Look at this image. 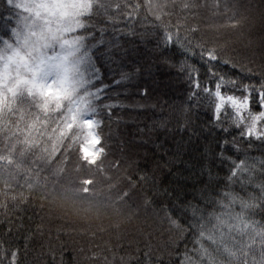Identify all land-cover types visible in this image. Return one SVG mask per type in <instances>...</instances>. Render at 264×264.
<instances>
[{
	"label": "snow or ice",
	"instance_id": "6c2138e0",
	"mask_svg": "<svg viewBox=\"0 0 264 264\" xmlns=\"http://www.w3.org/2000/svg\"><path fill=\"white\" fill-rule=\"evenodd\" d=\"M0 7V212L9 225L34 201L43 210L46 198L37 193L51 179L68 181L65 196L84 201L95 196L100 180L112 181L110 172L120 165L105 167L103 127L121 104L108 96L110 86L101 69L105 60L123 63L133 52L140 53L138 44L147 47L154 40L148 51L157 65L175 66L177 51L183 57L179 69L192 83L194 100L203 96L214 126L231 137V142L219 143L217 152L231 167L221 186L207 166L195 203L169 205L152 193L130 203L136 185L125 177L116 202L128 208L127 214L82 234L93 241L105 234L120 237L123 229L144 230L150 221L148 227L162 237L155 251L170 256L184 244L176 264H264V158L225 156L229 147L241 151L237 134L249 147L264 144V66L256 80L259 87L243 84L254 78L256 69L249 66L254 61L237 52L232 41L243 33L247 17L221 0L211 6L212 19L202 17L208 5L201 0H0ZM218 14L220 23L215 22ZM109 31L111 39L106 38ZM133 64L132 71L119 73L117 85L143 71L140 63ZM222 67H239L241 78ZM141 94L147 96L148 89ZM70 157H75V180L68 170ZM141 217L145 224L137 223ZM7 231L11 234V227ZM148 235L151 239L152 232ZM27 239L31 242L32 235ZM0 244V264H26L29 255L31 264H43L45 255L55 264L51 242L46 252L41 244L32 253L27 243L23 248ZM146 247L143 264H167L163 256L153 258L151 244ZM96 249L88 257L90 264H127L107 243Z\"/></svg>",
	"mask_w": 264,
	"mask_h": 264
},
{
	"label": "trees",
	"instance_id": "16d2710c",
	"mask_svg": "<svg viewBox=\"0 0 264 264\" xmlns=\"http://www.w3.org/2000/svg\"><path fill=\"white\" fill-rule=\"evenodd\" d=\"M201 2L208 5L201 10L202 17L212 19L214 0ZM221 3L238 9L247 17L243 33L233 36L232 41L237 52L254 61L253 65H249L256 69L254 78L251 81L244 79L243 84L251 83L259 87L256 80L264 66V0H221ZM222 19V15L218 14L215 22L220 23ZM112 35L109 31L106 38L111 39ZM122 42H125V38H122ZM154 43V40L149 42L147 47L138 44L140 53L133 52L132 58L125 57L123 63L117 61L113 64L105 60L101 69L103 82L110 86L108 96L121 104L120 108L114 109L110 120L105 118L103 127L107 154L105 167L112 162L120 165L119 170H111L112 181L100 180L95 196L84 201L65 196V190L70 186L68 181L51 179L47 188L37 193V196L46 198L43 210L34 201L33 207L12 218L11 225L0 212V241L20 248L27 243L30 253L39 250L41 244L46 252L51 242L55 264H90L88 257L97 250L96 245L106 243L114 249L117 257H124L127 264H143L144 253L149 251L147 242L153 246V258L163 256L167 264H176L183 254L184 244L179 246V251L172 249L170 256L155 251L157 240L162 242V237L156 236L155 229L148 227L150 221L145 224L143 217L137 223L145 224L144 230L128 227L122 230L120 237L105 234L93 241L82 234V230L107 226L118 215L127 214L128 208L116 202L119 187L127 182L125 177H130L136 185L130 203H138L144 193H152L158 202L169 205L173 201L195 203L194 197L207 180V166L221 180V186L225 183L223 179L228 175L231 164L218 159L217 152L219 143L225 139L231 142V137L214 126L212 108L204 97L194 100L192 83L179 69V61L183 59L179 52L173 56L175 66L157 65L148 51ZM125 46L130 49L136 47L131 43ZM133 61L140 63L143 71L130 82L117 85L115 81L120 78L119 73L122 70L132 71L136 66ZM195 62L200 64L198 60ZM221 70L238 79L242 76L239 67H222ZM203 71L201 67L202 82L205 79ZM144 88L148 89L147 96L141 94ZM235 94L240 95L239 92ZM108 102L111 103V100ZM236 143L241 151L236 152L229 147L225 152L226 157L230 156L233 160L244 159L245 155L264 158V144L255 142L249 147L238 134ZM69 159L68 170L75 180L77 173L72 172L75 157ZM71 186L76 185L73 183ZM236 191H240L239 185H236ZM175 214L180 215L179 209L175 210ZM9 227L11 234L7 231ZM37 228L40 229L39 233ZM148 232H152L151 239ZM30 234L33 238L31 242L27 239ZM0 247L3 245L0 244ZM187 247L191 250L192 238H189ZM32 259L33 255H29L26 264H31ZM43 264H52L47 255L43 257Z\"/></svg>",
	"mask_w": 264,
	"mask_h": 264
}]
</instances>
